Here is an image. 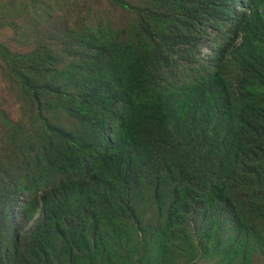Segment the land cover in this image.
Here are the masks:
<instances>
[{"label": "trees", "instance_id": "trees-1", "mask_svg": "<svg viewBox=\"0 0 264 264\" xmlns=\"http://www.w3.org/2000/svg\"><path fill=\"white\" fill-rule=\"evenodd\" d=\"M103 2L127 23L84 24L63 50L66 64L50 51L18 54L0 43L21 95L35 104L29 166L44 170L42 219L19 264L192 263L199 241L222 264H251V249L264 242L257 220L264 205L251 180L264 169V109L249 93L255 81L264 84V0H144L142 13L129 0ZM224 23L242 38L234 61L247 73L234 94L222 74L200 69L194 76L193 64L175 63L179 53L194 58L189 41L213 36ZM210 105L222 108L221 121L232 115L239 154L251 153L234 188L205 183L185 149L184 129ZM2 121L10 136L25 130L5 112ZM149 193L161 215L153 227H145L140 209ZM12 203L4 200L3 211ZM236 230L228 244L227 232Z\"/></svg>", "mask_w": 264, "mask_h": 264}, {"label": "rangeland", "instance_id": "rangeland-1", "mask_svg": "<svg viewBox=\"0 0 264 264\" xmlns=\"http://www.w3.org/2000/svg\"><path fill=\"white\" fill-rule=\"evenodd\" d=\"M129 1L139 7L138 13H142L149 6L144 0L142 4L140 0ZM241 7L239 4V9ZM167 8H169L167 2L161 5V9ZM101 18L116 19L122 21L123 25L128 21L126 16L108 8L103 0H0V43L18 54L50 51L56 59L65 60L61 62L66 64L71 58H65L68 54L63 50L76 42V36L84 24L93 23ZM231 25L224 23L222 29L213 30V36L189 41L190 45L187 49L193 52L194 58L187 56L186 52L179 53L176 55L175 63L178 69L193 64L195 69L191 74L194 76L195 70L200 69L206 70V73L213 76L216 73L222 74L225 82L230 81L231 93L234 94L245 87L247 73L242 64L234 61L235 51L241 45L242 38L236 36L234 32L226 31ZM260 52L264 53V49ZM181 78L190 81V73L181 72ZM249 93L255 95L251 100L256 101V105L262 107L263 111L264 84L255 81ZM221 109L208 106L192 127L184 129L185 149L198 160L205 183L222 181L229 188H234L236 178H240L246 169L249 171L246 161L251 153L239 154L240 136L239 134L231 136L232 123H234L232 115L224 117L221 121L217 117ZM2 112L25 130L14 132V137L10 136L2 121ZM37 121L35 104L21 95L7 65L0 57V264L20 263L17 257H20V253L27 248L33 232L42 219V199L45 191L41 183L44 170L40 167L34 171L29 166L30 146L27 138L29 128ZM174 129L177 134L176 126ZM260 158L264 160V155H260ZM251 180L254 188L261 191V193L257 191V198L258 204L262 206L264 205V169L256 171ZM172 185L166 184L164 187L172 191ZM240 186L243 185H239V188ZM37 190H39L37 193L39 199H34L33 191ZM7 198L9 201L13 200V203L8 211H3V203ZM139 201L136 199V202ZM140 209L143 210L141 214L146 223L145 227H153L161 221V215L157 212L150 193ZM262 210L264 211V208ZM255 215L253 214L254 220ZM239 216L244 214L232 215V218ZM260 218H262L260 224L264 235V215H259L257 220ZM247 219L245 217L242 224L247 223ZM201 228L202 225L198 224V232ZM147 231L149 232L150 229L148 228ZM237 233V230L234 233L227 232L228 244ZM199 242L196 244L197 259L188 263V260L183 258L179 264L223 263L221 257H212L213 252H204L206 245ZM250 253L251 264H264V242L256 243Z\"/></svg>", "mask_w": 264, "mask_h": 264}]
</instances>
